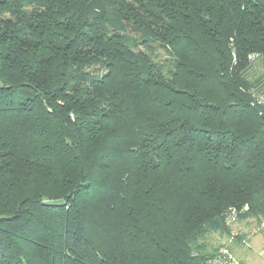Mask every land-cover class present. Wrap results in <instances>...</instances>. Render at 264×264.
<instances>
[{
  "label": "trees",
  "instance_id": "1",
  "mask_svg": "<svg viewBox=\"0 0 264 264\" xmlns=\"http://www.w3.org/2000/svg\"><path fill=\"white\" fill-rule=\"evenodd\" d=\"M257 59L264 0H0V264H212L264 221Z\"/></svg>",
  "mask_w": 264,
  "mask_h": 264
},
{
  "label": "crops",
  "instance_id": "2",
  "mask_svg": "<svg viewBox=\"0 0 264 264\" xmlns=\"http://www.w3.org/2000/svg\"><path fill=\"white\" fill-rule=\"evenodd\" d=\"M258 224L252 217L239 219L235 224L238 237L232 243L231 249L241 264H264V230H257ZM223 235L215 234L213 242L219 245L226 241Z\"/></svg>",
  "mask_w": 264,
  "mask_h": 264
},
{
  "label": "built area",
  "instance_id": "3",
  "mask_svg": "<svg viewBox=\"0 0 264 264\" xmlns=\"http://www.w3.org/2000/svg\"><path fill=\"white\" fill-rule=\"evenodd\" d=\"M247 208L248 206L244 207V209ZM238 214H239V210L236 207H230L228 209L226 213V224L230 228V233L226 241L224 242L223 246H221V248L219 249L217 256L213 259L212 264H241L240 260L231 249L232 243L238 237V230L235 227V224L238 221ZM256 229L263 230L264 221L261 222Z\"/></svg>",
  "mask_w": 264,
  "mask_h": 264
},
{
  "label": "rangeland",
  "instance_id": "4",
  "mask_svg": "<svg viewBox=\"0 0 264 264\" xmlns=\"http://www.w3.org/2000/svg\"><path fill=\"white\" fill-rule=\"evenodd\" d=\"M156 53H157V55H159V56H162L163 58H166L167 57V54H166V52L162 49V48H157L156 49ZM259 61V59H257V65H258V72H261V71H263L264 70V65H261L260 64V62H258ZM260 64V65H259ZM258 224V223H257ZM233 228V227H232ZM214 236V235H213ZM224 238H226L227 239V237L226 236H224L223 237V239ZM225 239V240H226ZM225 242V241H224Z\"/></svg>",
  "mask_w": 264,
  "mask_h": 264
},
{
  "label": "water",
  "instance_id": "5",
  "mask_svg": "<svg viewBox=\"0 0 264 264\" xmlns=\"http://www.w3.org/2000/svg\"><path fill=\"white\" fill-rule=\"evenodd\" d=\"M12 217L11 216H8V215H0V219H11Z\"/></svg>",
  "mask_w": 264,
  "mask_h": 264
}]
</instances>
